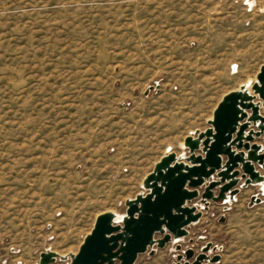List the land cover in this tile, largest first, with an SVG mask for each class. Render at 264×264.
<instances>
[{
  "label": "rangeland",
  "instance_id": "obj_1",
  "mask_svg": "<svg viewBox=\"0 0 264 264\" xmlns=\"http://www.w3.org/2000/svg\"><path fill=\"white\" fill-rule=\"evenodd\" d=\"M1 1L0 264H39L47 249L69 264L99 214H125L160 156L256 79L264 0ZM243 182L207 209L193 199L202 215L187 235L134 264L208 242L214 264H264V184Z\"/></svg>",
  "mask_w": 264,
  "mask_h": 264
},
{
  "label": "water",
  "instance_id": "obj_2",
  "mask_svg": "<svg viewBox=\"0 0 264 264\" xmlns=\"http://www.w3.org/2000/svg\"><path fill=\"white\" fill-rule=\"evenodd\" d=\"M208 123V128L185 137L186 151H170L154 165L142 182L147 192L126 200L122 224L111 211L96 217L78 252L70 254L69 264H134L138 254L154 244L163 247L171 238L187 235L186 227L202 215L189 205L193 199L200 196L207 209L210 200L232 198L240 178L243 186L264 184V174L255 167L264 170V148L255 142L264 132V64L253 82L222 97ZM259 202L253 197L250 205ZM156 233L162 237L155 238ZM216 250L210 242L198 254L189 248L173 264H214L220 260ZM57 258L67 256L47 249L39 264H52Z\"/></svg>",
  "mask_w": 264,
  "mask_h": 264
},
{
  "label": "bare ground",
  "instance_id": "obj_3",
  "mask_svg": "<svg viewBox=\"0 0 264 264\" xmlns=\"http://www.w3.org/2000/svg\"><path fill=\"white\" fill-rule=\"evenodd\" d=\"M90 1H98V0H90ZM11 7H12V4H9L7 1L5 2V1L0 0V12H2L3 14L5 13V11L10 9ZM25 15L26 17H30L29 14H25ZM1 19H10V15L8 16L7 14H5L4 17H2ZM30 26H32V23L28 22V28H30ZM121 217L122 216L120 214H116V218H115L116 221H119Z\"/></svg>",
  "mask_w": 264,
  "mask_h": 264
},
{
  "label": "crops",
  "instance_id": "obj_4",
  "mask_svg": "<svg viewBox=\"0 0 264 264\" xmlns=\"http://www.w3.org/2000/svg\"><path fill=\"white\" fill-rule=\"evenodd\" d=\"M236 89H238V88H236ZM234 90H235V89H234ZM215 107H216V106H214L213 109H212V114H213V111H214ZM206 128H207V126L204 127L203 130L206 129ZM188 135H190V134H187V135H185V136L183 137V141H184L185 137L188 136ZM170 151H172V149H171ZM170 151H169V152H170ZM182 151H186V150L183 148V145H182V148L180 149V151H174V152H176L177 154H180ZM167 153H168V152H167ZM167 153H165V154H167ZM165 154L161 155L160 158L156 161V163H157V162L161 159V157L164 156Z\"/></svg>",
  "mask_w": 264,
  "mask_h": 264
}]
</instances>
